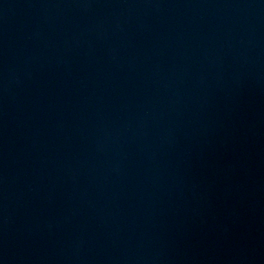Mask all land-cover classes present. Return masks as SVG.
<instances>
[{
  "label": "water",
  "instance_id": "1",
  "mask_svg": "<svg viewBox=\"0 0 264 264\" xmlns=\"http://www.w3.org/2000/svg\"><path fill=\"white\" fill-rule=\"evenodd\" d=\"M0 264H264V0H0Z\"/></svg>",
  "mask_w": 264,
  "mask_h": 264
}]
</instances>
